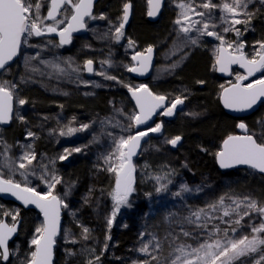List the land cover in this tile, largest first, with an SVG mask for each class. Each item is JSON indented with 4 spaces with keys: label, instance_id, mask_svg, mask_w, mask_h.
<instances>
[{
    "label": "snow or ice",
    "instance_id": "obj_1",
    "mask_svg": "<svg viewBox=\"0 0 264 264\" xmlns=\"http://www.w3.org/2000/svg\"><path fill=\"white\" fill-rule=\"evenodd\" d=\"M260 7H255L256 3ZM149 16H156L163 0H148ZM94 0H0V74L10 72V64L20 53L21 47L28 43L30 37H41L47 34H57L59 43L56 47H62L72 42V34L87 28L86 17L90 19H106L104 15H93ZM250 5L254 10H250ZM131 3L125 2L122 9L121 22L115 27L114 38L117 42L124 36V26L128 21ZM179 9L174 24L177 27V35L183 34L182 45L199 46L201 37H213L219 41L215 51L216 70L229 72L232 65H238L244 69L243 74H237L234 83L229 87L221 85V100L223 106L235 111H245L253 108L258 102H264V40H257L252 45V53L245 51L246 42L240 39L242 31L237 25H243V31L250 30L252 21L259 14L264 13V0H176ZM219 11L218 25L215 22L214 13ZM50 21V23H49ZM63 25V27H61ZM220 27L221 30L216 29ZM195 32L197 35L192 36ZM233 32L236 39L227 40L224 34ZM49 44L52 41L48 42ZM129 47L134 42L129 40ZM145 53H136L132 56L137 61V66H128L127 71L143 75L150 65L152 46ZM38 55V54H37ZM26 58V67L31 59ZM59 59V58H57ZM55 69L60 74L71 76L79 73V66L73 67L71 58L64 61L66 67L60 63L41 61ZM93 60L88 59L84 63V70L94 72ZM110 65V61H103ZM70 69V71H69ZM32 72L38 71L31 68ZM257 73L260 78L251 80ZM43 74V73H41ZM106 80L117 81L116 76L98 72ZM78 78V77H77ZM31 77H21V83L30 82ZM87 84V82H84ZM198 83H204L198 81ZM96 87L101 85L96 84ZM135 100L136 111L129 117L131 123L128 128H139L147 124L158 110L163 116H172L178 105H182L186 96H176L169 103H165L166 96L155 94L147 85L137 86L124 85ZM19 84L8 79H0V124H7L13 118L14 102L23 106L28 103L23 98L17 99ZM67 95V93H64ZM91 95V93H85ZM62 107V106H61ZM122 111V110H117ZM191 115H198L192 113ZM21 122H25L23 116H18ZM103 123V122H102ZM89 127L83 124L79 129L67 127V131H60V135H71L77 131ZM238 128L245 131L244 135H229L223 140L221 149L215 153L218 165L221 169H230L237 165H247L251 169L264 174V133L260 136L248 132V127L241 122ZM162 124L156 123L154 127H148L143 131H136L127 136L113 137L112 150L103 157L107 165L104 171L112 174L114 184L108 196L112 201V210L106 218V225L110 232L117 214L122 208H132L131 197L136 192V166L132 158L137 155L141 148V141L150 133L161 132ZM111 136V133H108ZM28 137L36 134L28 131ZM177 135L168 139L166 143L173 147L181 141ZM27 148L19 157L10 155L11 145L0 138V193L11 194L20 200L25 206L34 205L43 215L42 223L35 229V234L30 241L31 251L26 255L21 264H53V249L56 245V237L61 231V211L68 209L69 205L65 198L72 190L69 185L63 197L56 194L57 185L63 183V178L50 171L47 165H40L42 174L39 179L47 186V191H37L29 186V175H36L32 167L33 161L37 160L36 153L31 150V145H21ZM205 150L206 149H202ZM81 148L71 151L65 149V154L59 156L65 160L71 152H80ZM187 167V165H184ZM147 167V165L145 166ZM7 172V176L5 175ZM19 174L25 183L17 182L14 176ZM156 182L157 194L169 191L172 180L169 174L153 177ZM164 181V182H162ZM202 186L192 189L188 184L182 183L179 190L171 193L174 197L184 199L183 194L201 192ZM91 192V190H89ZM103 194V193H102ZM151 197L152 193H146ZM88 200L85 198V203ZM10 215L12 223L0 219V264H11V257L15 254L9 247V241L17 233L19 212L4 213ZM75 216V212L71 213ZM145 217L149 214L145 213ZM258 218L259 223H249L248 234L236 236L245 217L251 220ZM221 224L226 227L221 228ZM81 227V237L87 241L91 238L90 229ZM127 227V225H125ZM229 233L233 235L230 236ZM147 235L148 239H145ZM65 239L76 244L78 241L72 237L71 232H66ZM111 239L106 235L105 244L99 255L95 249H87L93 255L86 264H100L101 256L108 250L107 241ZM144 259L134 260L132 264H264V202L258 201L251 196L238 197L225 193L219 198L207 202L204 206H192L186 202L179 211L167 212L159 221L146 227V231L139 233V247L136 249ZM69 257L75 256L76 252L66 250Z\"/></svg>",
    "mask_w": 264,
    "mask_h": 264
},
{
    "label": "rangeland",
    "instance_id": "obj_2",
    "mask_svg": "<svg viewBox=\"0 0 264 264\" xmlns=\"http://www.w3.org/2000/svg\"><path fill=\"white\" fill-rule=\"evenodd\" d=\"M199 2L200 0H197V3ZM214 2L219 3L221 0H214ZM251 8L252 5H250V10ZM178 11L179 9L176 7V0H168L162 16V20L164 19V33L163 35H155L154 37L156 43L155 47L157 49V60H159L153 71L152 77L154 81L166 80L176 76V72L184 68L186 64L190 62L192 55L196 51L205 54V56L212 61V70L216 73V67H214V49L219 45V41L215 40L213 37L205 36L200 38L199 46H183V34H180V38H178V26L174 24ZM219 15L220 13L217 10L214 13V18L218 25L220 24ZM147 17L148 7L146 12V18ZM95 20L98 19H94L93 21L89 19L87 21L89 35L86 39L85 37L77 38L78 40L75 39L72 45L66 49L63 47H56L55 45H58V41L47 35L41 37H30L28 43L22 46L21 56L16 64L17 68L21 70L22 77H31L30 82L25 84L40 86L44 91L53 95L54 98V103L51 105V109L54 113L38 116L37 129L44 133V135H52L59 143V146H64L65 149L71 151L74 148H81L82 151L80 152H84L83 154L85 155V159H88L89 157L93 158L95 152L97 151H100L104 157L112 150L113 137L119 138L121 135L127 136L136 132L135 127L130 129L128 128V125L131 123L129 117L134 114L132 111L133 109L126 105L122 99L116 97L120 88L123 87V90L128 91L127 87H124L126 84H123V81L117 76V80L122 83H118L113 80H106L103 76L96 74L98 72H105L107 75L115 76L114 73L123 63L121 59L119 60L117 57V53L119 50L122 52L127 51V46L116 47L112 42L115 33L114 25L94 26ZM61 27H63V25ZM236 27L240 28L242 31L240 39H242L248 32L252 31L251 25L250 30L247 32L243 31V25H237ZM216 30L220 31L221 28L218 27ZM191 35L196 36L197 34L193 32ZM224 35L229 41L236 39L233 32ZM49 41H52V43L49 44ZM243 41L247 43L245 37L243 38ZM212 44L214 45V48L211 46ZM144 52L145 50L141 53ZM32 57L36 58L31 59L26 67V58ZM68 58H71L73 67L79 66V73H72L71 76H65L53 69L50 64L46 65L41 62L49 61L52 63H60L61 67H66L64 61ZM88 59H91L94 62V73L91 76H88L86 70H84V63ZM103 61H110V65L102 63ZM31 68H36L38 71L32 72ZM237 74L243 73L238 71L234 72L230 81H223L224 87L234 83ZM4 79L13 81L12 72L10 71L6 73ZM84 82H87V84ZM96 84L101 85V87H96ZM140 84L143 83H136L135 86ZM64 93H67V95ZM85 93H91V95H86ZM108 95L112 96L110 100L106 99V96ZM79 96H83L90 106H82L83 104H79ZM19 98H22V94L17 96V99ZM71 102L74 107L71 106ZM28 110L29 107L27 106V103L21 106L15 102V111H24L26 113ZM180 114H182V112ZM191 114V112H187L186 117L191 120L189 126H195L201 120L202 114ZM263 115L264 113L257 118L256 124L259 126L260 131L255 134L256 136H260L264 133ZM160 117L161 119L158 123L162 124V119H166V116L161 115ZM15 118L16 114L14 115V119ZM83 124H87L89 127L71 135H60V131L63 130L66 132L67 127L79 129ZM1 130L4 129L0 128V138L3 140L6 138L4 141H6L8 145L12 146L10 155L18 157L15 151V144L10 142V137L13 134L6 133L3 136ZM108 133H111L112 135L109 136ZM160 133L161 132L156 133V135H160ZM91 137L95 138L91 145L87 143L83 146L77 145L79 142H86ZM166 141L167 140L158 139L149 141V143L144 146L141 156L137 159H132L133 164L136 166V192L133 193V196L131 197L134 206L129 210L130 212H134L140 209V206L143 203H147L149 205V215L147 216L146 227H150L151 224L159 221L169 211L181 210L185 202L192 206L202 207L207 202L215 200L225 193L238 197L248 195L258 201L264 202V181L260 179L253 180V175L249 170L244 175L247 179L243 178V180L240 176L232 175L233 171L223 172L219 181L208 187L204 186L200 181L195 183L193 180L198 179H195L194 176L193 180H191L190 177H185L190 181L189 184L187 183L189 187L196 189L197 186H202L203 190L201 192L193 191L192 193H185L183 194V200L179 197H174L171 195V193H174L172 192V186L177 187V183L183 177V174H187L192 170V162L194 163V161L191 158L189 150H180V148L177 147L181 141L176 145V147L169 145ZM65 149L62 155L65 154ZM185 164L187 167L184 166ZM146 165L147 167H145ZM32 167L35 169L34 165H32ZM106 167L107 165L104 164L103 168ZM187 168L188 171L185 172V169ZM251 171L253 170L251 169ZM165 174H169V179L172 180V184L168 186V192L157 194L155 192V187L157 185L153 177L156 175L164 176ZM5 175L7 176L6 171ZM105 176H108L110 181L104 186L103 192L92 194L87 199V203H85V200L83 201L87 205V209L89 210L88 212L91 213L93 219L95 220V224L104 228L107 227L106 218L110 215L112 210V201L108 196V192L111 191L114 184V177L111 173L106 171ZM34 177L35 175H29L28 178L31 179ZM95 182L100 184L99 181ZM96 189L97 187L93 186V190L95 191ZM146 193H152L151 197L147 196ZM71 194H73V192ZM66 203L69 205L68 209L72 210V202L66 201ZM75 210L77 209L75 208ZM125 210H127V208H125ZM10 211L12 212L14 210L10 208ZM66 212L67 209H63V213L65 214ZM42 221L43 220L40 216L37 227L42 223ZM75 221L76 223L72 220L74 223L72 226V228H74L73 231L70 229H63L61 235L64 238L62 239L63 245H60L58 248H61L62 253L65 255V263L68 262V260H71L75 264H86V261L89 259L87 258L89 254L86 253V250L83 248H80L76 253L75 256L78 257L77 259H74V256L69 257L66 254V250H72V247L74 245H79L81 241V238L76 237V232L80 229L81 233L80 225L82 224L77 216L75 217ZM114 223L111 228L114 227ZM249 223H259V220L255 216L251 220H249L248 217H245L242 221V226L235 235L239 236L248 234L250 232V228L246 225ZM220 226L221 228L226 227V225L223 224ZM66 232H71L72 237L75 238L78 243L72 244L68 242L65 239ZM34 234L35 231L32 230L26 234L28 237L26 244L28 248L30 247V241ZM229 235L232 236L233 234L229 233Z\"/></svg>",
    "mask_w": 264,
    "mask_h": 264
},
{
    "label": "trees",
    "instance_id": "obj_3",
    "mask_svg": "<svg viewBox=\"0 0 264 264\" xmlns=\"http://www.w3.org/2000/svg\"><path fill=\"white\" fill-rule=\"evenodd\" d=\"M125 2H130L132 5L131 20L128 27L123 29V38L117 42L113 37L112 42L116 47L127 46V51L122 52L119 50V56L116 52L117 57L123 63L114 75L119 77L123 84L135 86L137 82L132 79L127 67L133 66V55L138 52L141 53L149 46H156L154 37L155 35H163L164 19L162 20L161 18L157 24L149 23L146 18L148 0H100L96 6L94 16L104 15L106 19L97 18L98 20H95L94 26L114 25V28L117 27L121 22L120 17H122V9ZM255 7H260L258 2ZM251 10H254L253 6ZM91 20L93 21L94 19ZM251 29L252 31L244 35L245 40H247L245 51L249 54L252 53V45L255 41L264 40V13L259 14L252 21ZM129 40L134 42L133 47H129ZM211 46L214 48L213 44ZM158 62L159 60H157V64ZM16 64L10 68L13 82L19 84L18 95L22 94V98L28 101L29 110L26 113L24 111H15L16 118L13 119L12 126L8 130H1V132L3 136L6 133L13 134L10 137V142L15 144V151L18 157L23 151L27 150L26 147L21 148V145H31V150L36 153L37 160L33 161L36 175L34 178H28L29 186L35 187L40 192L47 191V186L39 179L42 174L41 164L47 165L50 171H54L56 175L63 178V183L56 187V194L63 197L68 186L70 184L73 185L71 190L73 194L70 193L67 197H64L65 201L72 202V210L67 209V212L63 213V229L73 231L74 228L72 226L74 223L72 220L76 223L75 217L77 216L81 224L90 229L91 234V238L85 241L79 235L81 234L80 229L76 232V237L81 238V241L79 245L72 247L74 252L77 253L80 248H83L89 254L87 258L93 259V255L87 249H95V254L99 255L106 242V235H110L111 239L107 241L108 250L101 256L100 264H132L134 260L144 259L145 257L136 249L139 247V233L146 231L147 217L144 214L148 213L149 205L143 203L140 209L134 212H130L129 208L127 210L122 208L117 214L114 227L111 228L110 232L107 227L104 228L95 224V220L91 213L88 212L87 205L83 201L94 193L103 192L104 186L110 181V178L105 176L106 171L103 170L102 153L97 151L93 158L89 157L88 159H85L84 152L71 153L65 160L58 158L64 152L65 147L59 146V143L52 135H44L37 129L38 116L54 113L51 109V105L54 103L53 95L44 91L40 86L21 83V70L17 68ZM4 76L5 74H1L0 79H4ZM198 81H203L204 83L201 84ZM221 85H224V82L212 70V61L205 54L198 51L192 55L190 62L184 68L176 72V76L158 81H154L152 77L147 82V86L155 94L166 96L168 103L176 96L187 97L184 101L185 109L182 114H178L173 122L162 119L160 135L154 133L149 140H168L179 135L182 140L177 147L180 150H189L191 153V158L194 161V163L192 162V170L187 174H183V177L177 183V187L172 186V192L178 191L182 183H190L185 177H190L193 180L194 176L195 179H198L193 180L195 183L200 181L206 187L215 184L222 177L223 172L217 167L215 153L221 149L224 139L229 135L236 134L238 122L227 116L220 106ZM116 97L122 99L126 105L133 109V113L135 112V108L129 99L128 91L123 90V87L118 90ZM111 98V95L106 96L107 100ZM78 103L83 104L82 106H90L83 96H79ZM71 106L74 107L72 102ZM187 112L202 114L201 120L195 126H189L191 120L186 117ZM263 113L264 108L255 117L247 121L249 133L257 134L260 131L256 122L257 118ZM18 116H23L25 122H21ZM160 119L161 117L158 122ZM262 119H264V115ZM28 131L35 133L36 136L28 137ZM94 140L95 138L91 137L86 142H79L77 145L83 146L85 143L91 145ZM202 149H206V151ZM248 170L252 173L253 180L260 179L264 181V177L258 176L249 168L235 170L232 175L240 176L242 180L243 178L247 179L244 175ZM187 171L188 168L185 169V172ZM14 179L22 184L25 183L23 177L19 174H16ZM95 181H99L100 184ZM93 186L97 187L95 191ZM10 208L14 211L11 212ZM16 211L19 212L17 219L18 221L21 220L22 224L18 238L10 246V249L15 253L11 257V264H21V261L31 251V247L28 248L26 245L28 238L26 234L30 230L35 231L40 220L39 214L33 210L14 204H5L0 201V219L6 217L11 224L13 222L11 216H5L4 213H15ZM73 212H75V216L71 215ZM62 239H64L63 236H60L56 241L55 264H75L71 260L64 262L65 255L62 253L61 248H58L63 245ZM145 239H148L147 235ZM74 257V259L78 258L77 256Z\"/></svg>",
    "mask_w": 264,
    "mask_h": 264
},
{
    "label": "water",
    "instance_id": "obj_4",
    "mask_svg": "<svg viewBox=\"0 0 264 264\" xmlns=\"http://www.w3.org/2000/svg\"><path fill=\"white\" fill-rule=\"evenodd\" d=\"M99 2H100V0H94L93 15L95 14V9H96V6L98 5ZM167 2H168V0H163V5H162L159 13L156 16H149L148 15L147 19H148L149 23H151V24H157L158 22H160L163 14H164V10L166 8ZM149 10H150V5L148 3V11ZM131 14H132V11L130 10L129 18H128V21L125 23L124 29L127 28L128 25H129V23H130ZM85 19H86V22H87L90 18H87L86 17ZM49 23H50V21H49ZM47 36H49V37L57 40L58 43H59V36L57 34H55V33H53V34H47ZM86 36H88V27L86 29L80 30L78 32H74L72 34V42L70 44L64 45L62 47L65 48V49L66 48H69L72 45L74 39L83 38V37H86ZM152 48H153V52L151 54V61H150V65L148 67V70L143 75H141L139 73L130 72V75H131L132 79L135 82H137V83L147 84V82L149 80H151V78L153 76V71H154V68H155V66L157 64V49L155 47H152ZM21 52H22V47H21V50H20L19 55L17 57H15L14 60L11 62L10 68L12 66H14L18 62V60H19V58L21 56ZM144 53L147 54L146 52H144ZM133 63H134V66H137V64H138L137 61H133ZM93 67H94V63H93ZM235 71L244 73V69H241L238 65H232L229 72H220V71L216 70V74L224 82H226V81H230L232 79L233 74H234ZM86 73H87L88 76H91L94 72L93 73H88L86 71ZM260 76H261V73H257L255 77H250L249 78V81H245V82L248 83L251 80H254V79H256V78H258ZM229 86H227V87H229ZM128 96H129V99H130V101H131V103L134 106L135 111H136L135 100L132 98L131 93L129 91H128ZM165 103L167 104L168 103V100H166ZM219 103H220V106L223 109L224 113L227 116H229L230 118H232V119H234V120H236L238 122L237 125L239 123L243 122V123H245L247 125V127H248L247 121L249 119L255 117L264 108V102H258L256 105L253 106V108L248 109V110H245V111H235V110H232V109H228V108H225L223 106V103H222V100H221V94H220V98H219ZM184 109H185V102L182 105H178L177 106V109L175 110V112H174V114L172 116H166V120L168 122H173L175 120L176 116L178 114H180ZM161 111L162 110H158L157 111V114L154 115L152 117V119L147 122V124L141 125L139 128H136L135 127V130L136 131H143V130H146L148 127H154L155 124L158 123V120H159V118L161 116V114H160ZM14 115H15V102H14L13 118H12V120L9 123H7V124H0V128L1 129H4V130L9 129L12 126V124H13ZM248 132H249V127H248ZM153 134L154 133H150L147 137L144 138V140L141 141V148L138 150L137 155H135L132 159H137V158H139L141 156L144 146L148 143V141L151 139V137L153 136ZM244 134H245V131L243 129H240L238 127L236 128V134L235 135H244ZM216 163H217L218 169L221 172L241 170V169H244V168L251 169L247 165H237V166H235L233 168H230V169H221L219 167V165H218L217 159H216ZM253 171L256 172L258 175L264 177V174H261V173H259L256 170H253ZM0 201L3 202V203H5V204H14V205H17V206H21V207L27 208L29 210H33V211L37 212L41 216V218L43 220V215H42V213H40L39 209H37L34 205L25 206L20 200H17L11 194H3V193H0ZM4 220L7 222V218L6 217L4 218ZM21 224H22V221L20 220L19 223H18L17 233L14 234L13 238L9 241V247L18 238L19 231L21 229ZM63 225H64V218H63V209H62V211H61V231L57 235L56 241L62 235ZM55 248H56V245L54 246V249H53V264H55Z\"/></svg>",
    "mask_w": 264,
    "mask_h": 264
},
{
    "label": "flooded vegetation",
    "instance_id": "obj_5",
    "mask_svg": "<svg viewBox=\"0 0 264 264\" xmlns=\"http://www.w3.org/2000/svg\"><path fill=\"white\" fill-rule=\"evenodd\" d=\"M8 222V221H7ZM9 223V222H8ZM10 224V223H9ZM20 232V231H19Z\"/></svg>",
    "mask_w": 264,
    "mask_h": 264
}]
</instances>
